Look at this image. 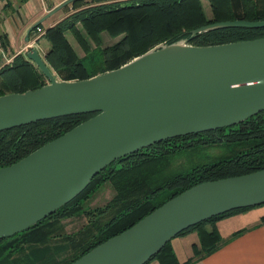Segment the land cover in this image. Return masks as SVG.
<instances>
[{"label":"water","instance_id":"water-1","mask_svg":"<svg viewBox=\"0 0 264 264\" xmlns=\"http://www.w3.org/2000/svg\"><path fill=\"white\" fill-rule=\"evenodd\" d=\"M66 0L26 31L64 7ZM231 21L193 30L86 80L61 81L37 48L25 57L46 84L0 96V132L39 121L95 114L18 162L0 168V239L26 231L65 206L116 160L166 139L232 127L264 111V38L189 44ZM28 41V37H26ZM264 204V169L193 186L70 264H147L181 232L234 210Z\"/></svg>","mask_w":264,"mask_h":264},{"label":"trees","instance_id":"trees-1","mask_svg":"<svg viewBox=\"0 0 264 264\" xmlns=\"http://www.w3.org/2000/svg\"><path fill=\"white\" fill-rule=\"evenodd\" d=\"M201 1L79 0L66 6L68 15L44 29L36 41L48 43L43 59L58 80L80 81L115 70L159 44L188 38L193 30L210 24L264 21V0H206L209 14ZM102 33L116 42L102 47ZM259 38H264V28H225L198 34L189 44L206 47ZM46 83L23 54L0 67V96L21 94ZM94 115L66 116L0 132V168L18 162ZM200 149L221 154L207 164L184 169L174 165L181 154ZM263 169L264 111L232 127L166 139L111 163L52 215L26 231L0 239V264H70L193 186ZM104 183H110L114 196L101 207L84 209L83 202ZM251 208L212 217L177 235L197 234L198 243L186 262L177 260L170 241L147 264L195 263L220 246L218 221ZM79 216L85 224L66 233L63 222Z\"/></svg>","mask_w":264,"mask_h":264},{"label":"crops","instance_id":"crops-1","mask_svg":"<svg viewBox=\"0 0 264 264\" xmlns=\"http://www.w3.org/2000/svg\"><path fill=\"white\" fill-rule=\"evenodd\" d=\"M64 1L66 0H8L0 4V67L18 54L25 55L31 47L37 48L40 56H44L48 43L45 40H34L33 34L26 36V31ZM56 14L44 21L47 23L46 29L63 19L56 17ZM263 218L264 204L218 221L216 227L222 238L220 246L193 264H264ZM239 231L242 232L236 235ZM197 243V234L191 232L172 239L171 247L177 260L184 263L192 257L193 246ZM154 262L152 264H158Z\"/></svg>","mask_w":264,"mask_h":264},{"label":"rangeland","instance_id":"rangeland-1","mask_svg":"<svg viewBox=\"0 0 264 264\" xmlns=\"http://www.w3.org/2000/svg\"><path fill=\"white\" fill-rule=\"evenodd\" d=\"M8 1V0H7ZM202 6L204 11L209 14V6H208V2L206 0H202ZM66 10H61L59 12H57L56 17L60 18H65L67 15ZM42 27H40V32L34 33L32 32L30 36H32V38H34V40H37L38 38H40V36L43 33V30L46 29L47 27V23L46 22H42L40 24ZM44 26V29H43ZM101 37V42H102V47H106L108 45H111L113 42H116V39H111L107 34L102 33L100 35ZM68 39L70 41V43L72 44V46L76 49V51L78 52V54L80 56L83 55V53L81 52L79 46L77 45V43L75 42V40L68 35ZM47 43V42H46ZM221 154V151H214V150H207V151H203V150H197V151H192L191 153H183L180 155V158L173 161L174 165L178 168L180 166H182V168H187V167H192V166H196V165H200V164H207L212 162L214 159H216V156ZM173 164V163H172ZM114 196V191L110 185V183H104L101 187H99L86 201L83 202V208L84 209H92V208H96V207H101L103 205H105L112 197ZM86 220L83 216H79L76 218H72L70 220H65L63 222L64 226H65V231L66 233H72V232H76L77 230H79L84 224H85ZM155 263L154 261L151 262L150 264Z\"/></svg>","mask_w":264,"mask_h":264},{"label":"built area","instance_id":"built-area-1","mask_svg":"<svg viewBox=\"0 0 264 264\" xmlns=\"http://www.w3.org/2000/svg\"><path fill=\"white\" fill-rule=\"evenodd\" d=\"M4 2H7V0H0V4L4 3ZM40 30H41L40 27H36L34 33H36V31H37V32H40V34H41L42 31H40ZM1 46H2V42H1V39H0V49H1ZM3 58H4V55H3ZM9 63H11V61H7L6 62V64H9Z\"/></svg>","mask_w":264,"mask_h":264}]
</instances>
